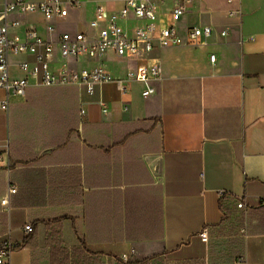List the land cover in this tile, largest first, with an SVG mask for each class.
Instances as JSON below:
<instances>
[{
    "label": "crops",
    "instance_id": "crops-1",
    "mask_svg": "<svg viewBox=\"0 0 264 264\" xmlns=\"http://www.w3.org/2000/svg\"><path fill=\"white\" fill-rule=\"evenodd\" d=\"M61 1L65 18L13 14L21 25L10 35L33 30L52 43L53 71L103 66L125 79L136 60L113 51L65 60L59 42L79 32L96 38V10L118 14L127 0ZM147 1L161 26L185 4L175 22L182 44L148 58L163 67L151 97L138 83L126 94L105 84L90 95L83 85L31 81L5 111L0 89V244L11 236L20 245L9 264H264V0ZM119 24L133 37L148 22ZM204 27L211 36L188 45V31ZM111 63L125 67L115 74ZM12 187L7 212L1 201Z\"/></svg>",
    "mask_w": 264,
    "mask_h": 264
},
{
    "label": "built area",
    "instance_id": "built-area-1",
    "mask_svg": "<svg viewBox=\"0 0 264 264\" xmlns=\"http://www.w3.org/2000/svg\"><path fill=\"white\" fill-rule=\"evenodd\" d=\"M71 5H76L77 0H68ZM40 12L47 20L55 17L65 18L68 14L61 0H43L40 3L29 0H3L0 10V89L5 90L7 99L1 104V109L8 111L9 95L26 96L27 90L33 81L37 87L51 88L56 86L83 85L88 94L93 95L97 86L115 84L121 93L126 94L130 90V84L138 83L144 86L142 96L151 97L156 93L154 83L159 81L162 73V65L155 61H149L150 54L156 48L175 47L182 44L178 35L175 22L179 21L185 13V4H180L170 15V24L161 26L155 7L147 0H127L125 6L118 14H110L105 8L99 7L90 27L98 31V36L92 38L86 32H79L73 38L65 34L59 42L60 54L63 59H102L108 51H113L118 60H136L137 65L128 72L125 79L114 78L105 67L71 71L63 68L59 71L51 69L53 63V44L41 39L35 31L26 30L24 35H10L12 29L20 27L19 20H11L13 14L25 15ZM146 20L148 24L144 28H138L133 37L120 26L121 20L129 17ZM212 28H192L187 33V44L198 46L204 38L210 37ZM224 36L225 33H222ZM27 56L32 60L11 61V57ZM210 61L215 63L216 56L211 55ZM104 112L108 106L102 103ZM85 110L81 111L84 115ZM0 168L2 162L0 160ZM17 193L16 187L9 189L2 199L1 205L7 212L11 210V197ZM238 208L247 209L244 202L238 203ZM24 232L28 236L32 232V226L27 224ZM203 242H208V230L200 233ZM20 245L8 236L0 244V264H9L11 254ZM240 263L244 258H240ZM124 264H128L124 261Z\"/></svg>",
    "mask_w": 264,
    "mask_h": 264
},
{
    "label": "trees",
    "instance_id": "trees-1",
    "mask_svg": "<svg viewBox=\"0 0 264 264\" xmlns=\"http://www.w3.org/2000/svg\"><path fill=\"white\" fill-rule=\"evenodd\" d=\"M32 232H33V228H32ZM32 232L27 236V237H29L31 234H32ZM27 241H25V243H26ZM51 264H66V261L65 260H61V261H57V262H52ZM130 264H150V262H148V261H137V262H133V263H130ZM184 264H199V262H197V261H195V262H188V263H184ZM201 264V263H200Z\"/></svg>",
    "mask_w": 264,
    "mask_h": 264
},
{
    "label": "rangeland",
    "instance_id": "rangeland-1",
    "mask_svg": "<svg viewBox=\"0 0 264 264\" xmlns=\"http://www.w3.org/2000/svg\"><path fill=\"white\" fill-rule=\"evenodd\" d=\"M109 66H110L111 71L115 74H118L119 71H121L125 67V65L116 64V63H111L109 64Z\"/></svg>",
    "mask_w": 264,
    "mask_h": 264
}]
</instances>
